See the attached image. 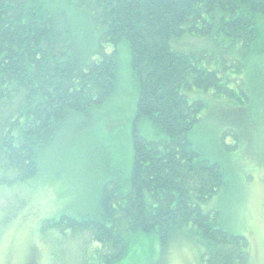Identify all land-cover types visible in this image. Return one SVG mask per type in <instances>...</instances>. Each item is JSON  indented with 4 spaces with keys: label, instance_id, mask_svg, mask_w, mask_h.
<instances>
[{
    "label": "trees",
    "instance_id": "1",
    "mask_svg": "<svg viewBox=\"0 0 264 264\" xmlns=\"http://www.w3.org/2000/svg\"><path fill=\"white\" fill-rule=\"evenodd\" d=\"M261 37L264 0H0V186L39 174L82 180L86 173L74 162L55 167L45 150L71 133L78 145L94 108L115 91L120 48L137 87L128 177L120 168L110 172L109 151L87 140L89 155L111 173L95 208L40 220L38 233L55 244L50 258L56 264H70L77 240L78 264H116L134 237L145 249L150 235L162 252L171 241L197 243L200 264L247 261L245 237L202 208L232 173L190 134L205 110L220 111L219 99L235 113L250 105L248 91L231 86L227 70L239 71ZM260 51L264 58V45ZM260 78L264 82L262 72ZM260 102L264 110V97ZM141 120L158 140L139 132ZM68 237L78 238L72 250Z\"/></svg>",
    "mask_w": 264,
    "mask_h": 264
},
{
    "label": "rangeland",
    "instance_id": "2",
    "mask_svg": "<svg viewBox=\"0 0 264 264\" xmlns=\"http://www.w3.org/2000/svg\"><path fill=\"white\" fill-rule=\"evenodd\" d=\"M197 38L194 37L199 41ZM261 38L242 60L239 71L227 70L232 79L229 84H238V89L248 91L250 105L235 113L226 110L224 101L219 99L216 103H220L221 109L217 107L220 111L209 113L210 107L205 110L207 117L200 121L194 136L190 134V139L208 158L222 165L225 172L232 173L202 208L217 212L221 226L245 237L248 259L244 264H264V110L260 102L264 97V82L260 78L261 72L264 74L260 51L264 37ZM179 42L189 44V40ZM172 44L175 47V43ZM250 72L253 73L251 79ZM136 98L137 87L128 53L126 48H120L115 91L94 108L89 128L78 133L75 139L78 145L71 141L77 133H71L64 138L57 136L49 151L44 152L55 167H62L65 160L74 162L77 170L86 173L84 178L59 181L51 175L39 174L23 183L0 186V264H48L51 260L56 264V260L50 258L55 244L47 239V233H38L40 220L74 210L76 215L89 212L95 208L102 184L111 177L112 169L120 168L123 175H127L125 178L128 177L133 154L130 128ZM139 132L152 141L159 139L145 120L139 122ZM87 140L92 141L94 148H98L94 141H99L109 151L112 160L107 168L110 172L107 173L106 162L89 155L91 145ZM13 204L20 207L14 209ZM148 237L151 242L146 240L149 246L145 249L141 243L136 244L138 238L134 237L128 253L116 264H200L201 247L197 243L171 241L162 252L156 236ZM77 239L66 238L71 250ZM79 242L77 240V247L68 255L70 264H78ZM58 264L67 262L64 259Z\"/></svg>",
    "mask_w": 264,
    "mask_h": 264
},
{
    "label": "bare ground",
    "instance_id": "3",
    "mask_svg": "<svg viewBox=\"0 0 264 264\" xmlns=\"http://www.w3.org/2000/svg\"><path fill=\"white\" fill-rule=\"evenodd\" d=\"M157 140V139H156Z\"/></svg>",
    "mask_w": 264,
    "mask_h": 264
}]
</instances>
